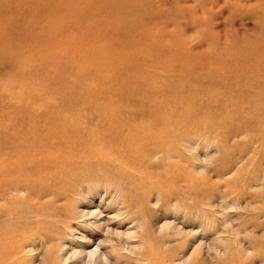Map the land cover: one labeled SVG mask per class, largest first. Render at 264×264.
Masks as SVG:
<instances>
[{
  "label": "rangeland",
  "instance_id": "1",
  "mask_svg": "<svg viewBox=\"0 0 264 264\" xmlns=\"http://www.w3.org/2000/svg\"><path fill=\"white\" fill-rule=\"evenodd\" d=\"M226 61L235 71L253 66L264 78V0H0V132L19 139L22 131L55 128L56 142L68 148L73 136L109 130L102 126L107 102L127 104L142 85H167L157 95H168L182 84L183 93L200 92L197 107L213 96V104H222L221 115L213 108L219 120L254 113L248 102L237 103L238 79ZM182 65L190 67L188 76ZM212 66L218 71L210 83ZM195 115L198 121L176 130L180 135L148 142L135 157L150 169L151 185L138 189V175L125 178L128 202L102 173L69 178L73 190L56 199V209L33 218L44 227L19 233L17 257L24 264H146L138 258L150 242L142 233L162 236L168 226L165 248L186 242L174 264L191 261L196 248L205 264H264L246 237L261 241L264 228L239 230L254 204L237 201L225 187L250 175L246 190L264 192V155L255 150L263 146L249 142L256 132L241 122L211 126L204 109ZM167 165L206 176L215 187L196 202L170 195L162 184ZM256 220L264 222V215ZM239 238L234 260L226 245Z\"/></svg>",
  "mask_w": 264,
  "mask_h": 264
},
{
  "label": "bare ground",
  "instance_id": "2",
  "mask_svg": "<svg viewBox=\"0 0 264 264\" xmlns=\"http://www.w3.org/2000/svg\"><path fill=\"white\" fill-rule=\"evenodd\" d=\"M176 56H180L179 52ZM216 59L217 62L220 60L218 56ZM226 59H230V56L225 55ZM226 62L227 65L224 66L234 72L235 78L238 79L240 100H237V103L248 102L253 106L254 113L247 115L227 113L226 119L219 120L213 108L221 115L222 104L219 102L213 104V96L208 103L204 102V105L197 107L200 92L183 93L184 87L181 83L179 92H168V95H157L170 89L167 85L156 86L155 89H160L158 91L153 86L142 85L133 89L127 104L120 100L107 102L106 119L102 126L108 127L109 130L101 132L97 128L92 133L83 132L73 136L72 146L68 145L70 146L68 148L59 146L56 142L57 134L61 133L55 128L50 131L37 128L34 129L39 131H22L19 139L7 131L0 132V201H3L0 204V264H24V261L17 257L19 233L44 227L40 221L33 218L45 215V210L49 208L56 209V199L73 190L69 178L74 181L79 177L88 180L86 178L89 176L98 177L99 173H102L107 182L123 188L126 200V194L130 193L132 187L126 183L125 178L138 175L140 178L137 183L138 189L149 187L150 169L137 162L135 157H141L146 153L144 147L148 142L155 140L154 143H157L180 135L177 129L198 121L195 112L199 109L207 112V120L211 126L213 124L217 126L221 121L230 123L237 121L244 124L247 130L256 132L249 142L257 141L263 146L255 147V150L256 153L264 155V78L253 66L250 69L241 68L235 71L231 64ZM190 71V67L182 65L181 72L184 76H188ZM216 71L212 66L206 73L211 80L210 83H213ZM250 93L258 97L253 99L249 96ZM104 97L108 100L107 95ZM128 107H132V110L126 116L123 112ZM30 132L34 133V136H28ZM61 138L65 143L69 140L67 133ZM170 168V165H167L161 173L165 174L162 177V184L170 195L181 194L182 198L196 202V199L204 197L207 189L215 187L216 183L210 178L198 176L188 168L185 173ZM253 179L254 177L249 175L230 181L235 183V186H231L228 181L225 183L227 195L233 194L237 201L247 198L254 204L252 218L241 223L240 231H245L248 225L252 227L251 231L264 228V222L259 223L256 220L264 215V192L251 193L246 190L247 184ZM20 191H24V194H14ZM47 196L51 198L44 200ZM207 213L208 210L205 209L201 214ZM168 228L166 226L162 236L158 237L150 230L142 233L150 242H144V250L139 253V259L146 260V264H174L173 259L183 250L186 242L184 240L174 247L165 248L163 237ZM246 237L255 250L256 255L253 256L264 257V239L256 241L255 237L247 234ZM47 240H51V237L48 236ZM239 242L240 238L234 245H226L228 256L234 260L239 257L237 255L241 249ZM204 258L201 257V251L196 248L191 261L184 264H205ZM246 261L245 258L238 259L237 263Z\"/></svg>",
  "mask_w": 264,
  "mask_h": 264
}]
</instances>
